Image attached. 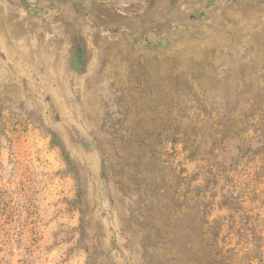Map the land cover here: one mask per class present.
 <instances>
[{"label": "rangeland", "instance_id": "rangeland-1", "mask_svg": "<svg viewBox=\"0 0 264 264\" xmlns=\"http://www.w3.org/2000/svg\"><path fill=\"white\" fill-rule=\"evenodd\" d=\"M113 1L0 0V264H264V26Z\"/></svg>", "mask_w": 264, "mask_h": 264}, {"label": "crops", "instance_id": "crops-1", "mask_svg": "<svg viewBox=\"0 0 264 264\" xmlns=\"http://www.w3.org/2000/svg\"><path fill=\"white\" fill-rule=\"evenodd\" d=\"M89 2L95 1V3H98L99 7L103 6V11L101 15H98V13L101 12V10L98 9V11H94L90 15L94 16L95 18V25L98 26L97 32L102 30H108L110 28H107L108 26L111 27H117L119 31H132L131 27H133V23L127 21L126 15L122 14H115L114 12H109L106 8H112L113 7V0H87ZM161 1V0H158ZM165 3V6L167 5V0H163ZM100 3V4H99ZM226 5L224 7L227 9L228 16L233 20L235 23H242L245 25H251V26H258L260 28L261 26H264V0H226ZM92 8V6L90 5ZM106 10V11H105ZM114 16H117L118 21L115 22V20H112ZM97 17H100V19H97ZM111 17V18H110ZM104 18V19H103ZM231 20V21H232ZM109 24V25H107ZM137 27V23H136ZM40 28V27H38ZM9 57L11 58V54H9ZM9 58V59H10Z\"/></svg>", "mask_w": 264, "mask_h": 264}, {"label": "trees", "instance_id": "trees-1", "mask_svg": "<svg viewBox=\"0 0 264 264\" xmlns=\"http://www.w3.org/2000/svg\"><path fill=\"white\" fill-rule=\"evenodd\" d=\"M205 123L208 125V128H206V129H208V131H210V132L213 133V134H209V136H208L209 140H211L210 141V145L212 146V155H210V157H207V160L199 159L198 161L199 162H204L205 165L202 168H205V169L207 168L208 169V171H207V175L208 176H211L212 174H215V173H216V175H214V176H217V175L220 174V172H222L221 170L223 168V161L221 160V162L219 163V161H220L219 159L222 158L221 157L222 156L221 155L222 154V151L220 149L221 148V143L224 140V138L227 137L224 134L222 136L221 133L224 132V131L226 132L227 127L226 126H221V128H219V129L216 128V127H218L219 124H216V122L214 123V119H212V117H211V115L209 113L207 114V116H206V118L204 120H202L201 122H195L194 121L192 123V125L193 126H196V125H199L200 124L201 127H204ZM214 127H215V129H214ZM217 135H219V136L221 135L222 136L220 140L219 139H216L217 138L216 137ZM171 138H172V140H175L176 139L175 136H173ZM195 140H196L195 138H192L191 144L189 146H187L186 140H185L184 143L182 142L183 145L185 144V146L182 147L183 148L182 151H183V153H187V157L189 155H193L192 154L193 152L196 153V147H194ZM175 141L180 142L182 140L181 139H179V140L176 139ZM186 146H187V148H186ZM194 156H195V154L193 155V157ZM211 157H213L214 164H210L209 163V159Z\"/></svg>", "mask_w": 264, "mask_h": 264}]
</instances>
